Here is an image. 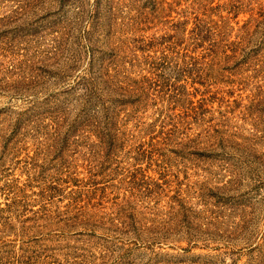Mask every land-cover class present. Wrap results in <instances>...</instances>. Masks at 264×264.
Returning a JSON list of instances; mask_svg holds the SVG:
<instances>
[{
	"label": "rangeland",
	"instance_id": "obj_1",
	"mask_svg": "<svg viewBox=\"0 0 264 264\" xmlns=\"http://www.w3.org/2000/svg\"><path fill=\"white\" fill-rule=\"evenodd\" d=\"M0 264H264V0H0Z\"/></svg>",
	"mask_w": 264,
	"mask_h": 264
},
{
	"label": "trees",
	"instance_id": "obj_2",
	"mask_svg": "<svg viewBox=\"0 0 264 264\" xmlns=\"http://www.w3.org/2000/svg\"><path fill=\"white\" fill-rule=\"evenodd\" d=\"M91 47V46H90ZM103 61V59H102ZM107 74H108V69H107ZM92 74H94V72H92ZM104 74V73H102ZM80 88L83 90V95L84 97V102L85 104L89 103L90 101H92V99L100 97V95H98L100 89L97 87V83L95 81V77L93 78V76H82L80 77V81L77 83Z\"/></svg>",
	"mask_w": 264,
	"mask_h": 264
}]
</instances>
